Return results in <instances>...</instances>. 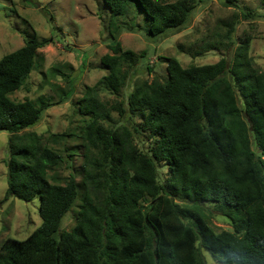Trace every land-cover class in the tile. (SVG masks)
I'll return each instance as SVG.
<instances>
[{
    "label": "trees",
    "instance_id": "1",
    "mask_svg": "<svg viewBox=\"0 0 264 264\" xmlns=\"http://www.w3.org/2000/svg\"><path fill=\"white\" fill-rule=\"evenodd\" d=\"M105 2L112 17L128 6L141 13L153 37L185 26L196 5ZM225 26L229 38L235 25ZM51 40L28 36L0 58V131L11 133L3 200L38 197L41 218L27 238L3 241L0 264H206L196 243L211 264H264V70L248 55V40L230 62L183 67L168 58L165 81L137 85L113 107L125 122L111 124L95 89L118 95L143 57L115 41L100 58L107 73L80 100L88 118L71 133L80 145L63 149L54 146L69 133L52 135L51 146L34 131L21 132L39 121L48 99L9 97L26 84L37 50ZM141 136L147 147L137 143ZM78 193L74 225L59 232ZM212 210L232 230H214Z\"/></svg>",
    "mask_w": 264,
    "mask_h": 264
},
{
    "label": "rangeland",
    "instance_id": "2",
    "mask_svg": "<svg viewBox=\"0 0 264 264\" xmlns=\"http://www.w3.org/2000/svg\"><path fill=\"white\" fill-rule=\"evenodd\" d=\"M260 2L196 0L185 26L153 37L147 34L141 13H136L131 6L123 15L112 17L105 0H0V58L21 47L28 36H35L37 40L52 38L37 50L26 84L9 95L15 101L25 98L35 101L43 97L51 103L36 124L21 132L34 131L51 146L52 135L69 133L64 140L58 139L54 147H79L71 133H77L88 118L79 110L80 100L87 89L94 87L107 73L100 58L111 53L109 46L115 41L120 42L123 50L143 52V57L130 69L118 95L100 87L95 89L94 99L104 105L109 115L110 121L105 123L125 122L113 107L118 102L125 104L137 85L145 81H165L168 58H176L183 67L215 63L221 57L230 62L238 45L247 39L248 55L264 70V9ZM226 22L235 25L229 38L224 36ZM10 137L8 131H0V245L8 238H27L41 224L38 197L28 202L15 196L3 200ZM140 141L137 140L140 147H147L146 136H141ZM252 147L255 149L254 143ZM79 163L80 159L74 156V164ZM159 171L164 178L166 167L162 163ZM59 172L67 176L69 171L62 166ZM80 202L78 193L76 203L62 218L59 232L73 227ZM209 216L217 232L232 230L225 216L213 210ZM196 246L206 264L214 262L204 247L198 243Z\"/></svg>",
    "mask_w": 264,
    "mask_h": 264
}]
</instances>
